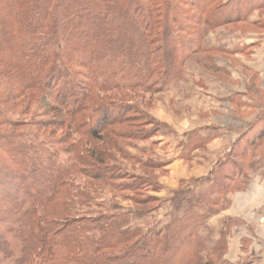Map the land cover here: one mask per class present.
<instances>
[{
  "label": "trees",
  "instance_id": "obj_1",
  "mask_svg": "<svg viewBox=\"0 0 264 264\" xmlns=\"http://www.w3.org/2000/svg\"><path fill=\"white\" fill-rule=\"evenodd\" d=\"M258 2L0 0V128L20 127L5 120L2 109L32 95L56 120L54 128L65 132L57 144L73 137L87 141L74 154L73 166L90 176L86 157L96 153L88 145L103 138L137 140L123 130L138 118L137 103L122 99L135 93L152 96L179 80L186 60L206 50L205 29L247 23L250 12L264 7ZM182 5L196 14L185 13ZM185 22L196 29L192 32ZM193 33L198 45L191 40ZM78 69L84 73L75 80ZM47 127L40 124V129ZM11 134L0 132V183L13 174L10 181L21 194L8 205L10 232L20 243L17 253L0 237V254L11 264H211L198 259L193 231L188 232L194 243L188 239L184 245L186 227L174 231L172 226L163 239L149 238L142 247L143 233L117 228L114 215L76 212L74 172L51 160L57 153L52 143L40 135V144H25ZM74 142L65 155L79 146ZM91 177L103 180L105 175Z\"/></svg>",
  "mask_w": 264,
  "mask_h": 264
},
{
  "label": "rangeland",
  "instance_id": "obj_2",
  "mask_svg": "<svg viewBox=\"0 0 264 264\" xmlns=\"http://www.w3.org/2000/svg\"><path fill=\"white\" fill-rule=\"evenodd\" d=\"M143 6L148 8L147 4ZM180 8L196 14L195 8ZM247 21L205 29L204 47L208 39L207 44L215 41L213 44L225 51L220 52L218 47L195 51L186 60L181 78L164 90L152 96L135 93L128 100L122 99L137 103L138 118L133 119L130 129L123 128L137 140L103 138L90 142L88 146L96 154L86 157V172L103 173V180L78 173L73 166L74 154L87 141L73 137L79 146L65 155L63 151L73 138L57 144L65 132L54 128L56 120L32 95L2 109L4 119L20 127L0 128V132L9 131L12 138L25 144H40L43 135L57 150L51 160L74 172L73 185L79 192L73 204L75 211L114 215L117 228L143 233L142 247L149 238L163 239L172 226L174 231L186 227L184 245L188 239L193 244L192 235H196L202 263L233 264L231 256L225 257L226 237L231 233L228 239L235 236L232 241L239 246L233 251L241 254L238 258L243 264H264V255L260 260L256 255L247 256L249 246L256 242L254 234L264 239V7L250 12ZM185 24L192 32L196 29L193 22ZM192 37L197 44L198 34ZM237 47V53H230ZM83 73L76 70L75 80ZM44 123L48 127L40 129ZM196 150L200 153L193 154ZM12 175L0 183V237L17 253L20 243L10 232L9 206L21 194L10 181ZM11 263L0 254V264Z\"/></svg>",
  "mask_w": 264,
  "mask_h": 264
},
{
  "label": "crops",
  "instance_id": "obj_3",
  "mask_svg": "<svg viewBox=\"0 0 264 264\" xmlns=\"http://www.w3.org/2000/svg\"><path fill=\"white\" fill-rule=\"evenodd\" d=\"M205 49H212V48H214V47H218V48H220V49H218L220 52H223V51H225L226 49L225 48H221L219 45H214L213 43L215 42V41H213V45L212 44H207L208 43V39H206L205 40ZM243 46H249V43L247 44V43H243L242 44ZM209 50V51H210ZM239 51H241V50H239ZM238 52V47H237V49H235V51H232V52H230V53H237ZM259 58H257V60H258ZM189 63V62H188ZM254 71H256V70H254ZM257 72V71H256ZM258 73V72H257ZM185 75H186V71H185ZM187 76V75H186ZM186 81V80H185ZM181 83H185V82H181ZM174 85V84H173ZM181 85V84H180ZM179 86V85H178ZM239 135V134H238ZM238 138V136L236 137V139ZM199 154L200 153V151H194L193 152V154ZM192 154V155H193ZM194 156V155H193ZM202 181V180H201ZM263 192V191H262ZM240 193H242V192H240ZM263 197V202H264V196H262ZM261 210H263L264 211V208H261ZM221 214V213H220ZM249 217H251L250 219H252V218H254V217H252V216H249ZM256 218V217H255ZM231 233H229V235H230ZM229 235H228V237H229ZM255 235V239H256V242H255V240H254V243L253 244H251L250 246H249V250H248V252H247V256L249 257L250 255L253 257V255H256L257 256V259L258 260H260L259 259V256H261V255H264V239L262 238V237H259V235L257 234H254ZM228 237H226V240L228 241L227 242V252H226V255H225V257H226V259L228 258V257H232L233 258V262H231V263H233V264H237V262H239V264H243V260L241 261V260H239V259H241V258H238V256L239 255H241L239 252H236L235 254H234V247L235 248H238V246H234V242L232 241L234 238H235V236H232V237H230L229 239H228ZM256 246V250L254 249V247ZM241 247V246H240ZM260 247V248H259ZM234 250V251H233ZM243 253V252H242ZM239 260V261H238Z\"/></svg>",
  "mask_w": 264,
  "mask_h": 264
}]
</instances>
